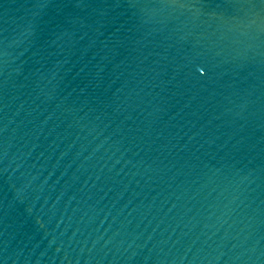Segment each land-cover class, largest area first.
I'll list each match as a JSON object with an SVG mask.
<instances>
[{"label": "water", "instance_id": "1", "mask_svg": "<svg viewBox=\"0 0 264 264\" xmlns=\"http://www.w3.org/2000/svg\"><path fill=\"white\" fill-rule=\"evenodd\" d=\"M0 264H264V0H0Z\"/></svg>", "mask_w": 264, "mask_h": 264}]
</instances>
